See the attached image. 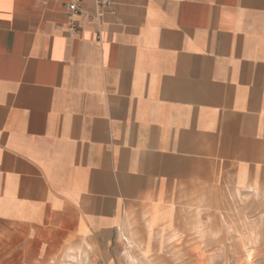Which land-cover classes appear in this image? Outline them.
I'll use <instances>...</instances> for the list:
<instances>
[{"label":"crops","instance_id":"obj_1","mask_svg":"<svg viewBox=\"0 0 264 264\" xmlns=\"http://www.w3.org/2000/svg\"><path fill=\"white\" fill-rule=\"evenodd\" d=\"M71 1L0 0V264L151 256L186 196L264 193V0Z\"/></svg>","mask_w":264,"mask_h":264},{"label":"rangeland","instance_id":"obj_2","mask_svg":"<svg viewBox=\"0 0 264 264\" xmlns=\"http://www.w3.org/2000/svg\"><path fill=\"white\" fill-rule=\"evenodd\" d=\"M179 208L183 230L167 239L163 252L147 256L127 246L107 262L86 246L48 264H264V193L198 192Z\"/></svg>","mask_w":264,"mask_h":264},{"label":"built area","instance_id":"obj_3","mask_svg":"<svg viewBox=\"0 0 264 264\" xmlns=\"http://www.w3.org/2000/svg\"><path fill=\"white\" fill-rule=\"evenodd\" d=\"M83 0H72L71 3L67 5V10L71 13H78L80 11V6ZM97 7L100 9L108 8L111 5L110 0H96Z\"/></svg>","mask_w":264,"mask_h":264}]
</instances>
